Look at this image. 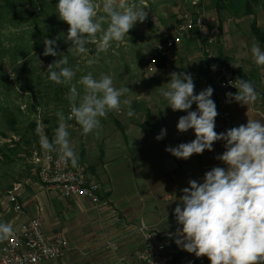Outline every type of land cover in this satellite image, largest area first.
I'll return each mask as SVG.
<instances>
[{
	"label": "rangeland",
	"instance_id": "1",
	"mask_svg": "<svg viewBox=\"0 0 264 264\" xmlns=\"http://www.w3.org/2000/svg\"><path fill=\"white\" fill-rule=\"evenodd\" d=\"M125 2L142 4L148 12L147 18L143 23L138 21L122 42H112L106 53L99 54L98 62L89 66L87 60L97 55L96 46L86 45L89 49L86 55H73L68 51L72 46L71 41L65 39L69 25L58 18V0L36 1L34 5H31V0H0V223L10 224L12 229L16 227L17 214L6 203V192L14 183H25L20 199L22 202L24 193L31 192L32 195L37 186L44 189L45 197L57 196L38 183L32 157L36 149L37 125L40 124L52 140L54 129L59 124L56 113L61 111L65 117L70 114L67 99L69 87L57 85L48 79V66L62 56H68V67L74 70L77 66L79 68L74 83L88 72H92L96 78L103 73L112 76L115 87L127 86L131 90L122 99L132 101L135 115L127 116V108L119 113L110 112L106 119H101L102 127L98 134L85 135L74 119L66 120L69 139L78 157L77 166H72L70 162L67 165L83 169L95 183L96 177L103 173L102 166L111 149H124L129 137L131 142L140 143L142 135L148 133L153 124L180 112H174L167 106V101L160 94V88L166 87L170 81L171 73L191 74L195 91L198 87L207 88L202 69L205 49L215 55V59L221 54L227 62L225 66L208 61L213 82L216 76L213 66H225L236 76L238 72L246 71L254 83L262 82L264 86V66L258 67L250 52L251 45L257 41L248 29L252 16L243 13L245 0ZM216 3L219 7L223 6L219 12ZM252 7L259 21L264 22V0L252 4ZM186 12L203 14L207 20L205 28L199 35L190 33L176 49L168 53L163 63L149 69L148 59L155 45L175 33L181 14ZM219 20L222 32L218 38ZM262 30L264 33V27ZM45 39H56V57L43 54ZM260 45L264 49V43L260 42ZM128 207L126 204L119 208L106 205L97 210L113 219L122 218L131 208ZM123 220L126 221V218L123 217ZM168 224L171 226L172 221L168 220ZM122 227L119 231L122 236L132 231V228L126 230L125 226ZM153 228L149 229L164 232ZM93 232L88 228L83 233L66 236L71 245L70 252L61 259L43 264H119L120 258L130 259L141 249L138 245L134 250H125V237L119 239L118 233ZM104 233V238L98 237ZM6 238L0 239V245ZM175 248L182 247L176 245Z\"/></svg>",
	"mask_w": 264,
	"mask_h": 264
},
{
	"label": "clouds",
	"instance_id": "2",
	"mask_svg": "<svg viewBox=\"0 0 264 264\" xmlns=\"http://www.w3.org/2000/svg\"><path fill=\"white\" fill-rule=\"evenodd\" d=\"M56 10L58 18L69 25L65 39L71 41L72 46L68 51L73 55H86L89 52L86 45L96 46L97 55L87 60L89 66L98 62L99 54L106 53L112 42H122L135 24L143 23L148 15L142 4H129L125 0L119 3L117 0H58ZM56 39L44 40L45 56L58 55L54 47ZM250 52L254 63L264 66V49L260 43L253 42ZM68 63V56L64 55L47 69L51 82L69 87L70 114L65 117L61 111L56 113L59 124L51 141L40 124L35 131L43 150L58 152L60 160L75 167L78 157L69 139L66 120L74 119L85 135L98 134L101 119H106L110 112L119 113L127 108L129 117L135 112L132 101L122 99L131 91L127 86L117 88L112 76L102 73L96 78L92 72L74 83L79 68L74 70ZM170 76L166 87L160 88V94L174 112H187L179 118L176 127L181 133L194 130L195 139L165 150L187 160L193 154L212 151L213 144L223 140L226 150L217 159L227 165V170L214 167L206 172L203 183L190 180V186L182 189L181 204L174 209L177 223L182 226L176 231L175 235L180 238L175 243L198 258L206 256L210 264L264 262V123L248 119L246 125L217 133L218 111L211 99L214 90L209 86L195 94L191 74L173 72ZM233 86L238 91L226 95L241 105L248 106L259 97L250 81L237 79ZM193 103L197 110L189 111ZM165 134L166 129H162L156 139H162ZM12 231L10 224L0 223V239Z\"/></svg>",
	"mask_w": 264,
	"mask_h": 264
},
{
	"label": "crops",
	"instance_id": "3",
	"mask_svg": "<svg viewBox=\"0 0 264 264\" xmlns=\"http://www.w3.org/2000/svg\"><path fill=\"white\" fill-rule=\"evenodd\" d=\"M243 13H245V2ZM255 18L256 26L263 32L264 22L259 21L256 13ZM251 22L248 27L250 32ZM253 38L261 42L254 35ZM239 73L243 75L244 80L253 83L259 97L248 106L241 105L226 95L227 93L234 95L238 89L229 88L224 91V103L241 125H246L248 119L264 123L263 83H254L246 71ZM236 77L240 78L238 75ZM204 89L198 87L195 93H200ZM212 89L213 93L218 89L215 82ZM196 110L197 105L193 103L189 111ZM184 115H187V112L180 111L173 117L164 118V121L153 124L149 132L142 135L140 143L131 142L129 137L130 140L124 149H111V153L106 154L108 158L102 166L103 173L95 180L99 185L100 195L107 193L109 196L104 200L101 199L99 205H91L84 199H63L57 194L58 197H45L44 189L37 186L33 189L32 195L31 192L24 193L26 199L23 200V213L17 216L16 226L30 218L39 217L47 235L60 233L65 237H71L70 235L83 233L88 228L93 229L95 234H100L101 231L110 234L118 233L119 239L125 237L124 249L127 251L139 246L142 248L143 240L139 232L141 227H155L173 237L171 243L175 248L177 245L175 234L182 226L177 223L174 209L181 204L179 197L183 195L182 189L190 186V180L203 183L205 173L214 167L227 170V165L217 159L226 150V142L223 140L215 142L212 151L205 150L202 154H193L187 160L177 158L165 150L167 147L174 148L195 139L194 130L189 129L185 133L177 130L178 120ZM162 129H166V134L162 139L157 140L156 137L160 135ZM124 204L131 208L121 216L122 218L112 219L108 215L103 216L104 212L97 210L100 206L119 208ZM168 220L172 221L171 226L166 225ZM122 226H125L126 230L132 228V231L122 236V233H119L123 229ZM105 233L98 237L104 238ZM258 264H264V262H258Z\"/></svg>",
	"mask_w": 264,
	"mask_h": 264
},
{
	"label": "built area",
	"instance_id": "4",
	"mask_svg": "<svg viewBox=\"0 0 264 264\" xmlns=\"http://www.w3.org/2000/svg\"><path fill=\"white\" fill-rule=\"evenodd\" d=\"M207 24L203 14L183 13L175 33L166 37L154 47L148 59V68L154 69L162 58L180 45L189 34L199 30L201 33ZM207 60L213 64L215 55L208 49L204 51ZM155 61V63H153ZM214 82L217 90L213 93L218 116L215 119V131L225 133L240 126L226 107L223 99L224 91L233 86L237 77L225 66L216 67ZM43 133L50 139L46 130ZM32 162L38 183L46 190L59 195L63 199H84L91 205L101 203L100 188L90 180L83 169L71 168L59 158L58 152H47L41 148L39 135L36 133V149ZM25 183H14L6 192V203L17 216L23 213V202L20 200ZM142 248L131 259L120 258L119 264H210L205 257H196L182 248H174L171 235L158 233L155 230L141 227ZM71 250L68 239L60 234L47 235L39 217L30 218L13 228L4 243L0 245V264H40L51 262L66 256Z\"/></svg>",
	"mask_w": 264,
	"mask_h": 264
},
{
	"label": "trees",
	"instance_id": "5",
	"mask_svg": "<svg viewBox=\"0 0 264 264\" xmlns=\"http://www.w3.org/2000/svg\"><path fill=\"white\" fill-rule=\"evenodd\" d=\"M36 1L39 2H43V0H31V5H34V3ZM260 0H246L245 1V13L249 14L252 16V22H251V32L252 34L256 37L257 40L264 42V33L256 26V18H255V13L253 11V7L252 4H256L258 3ZM223 7V6H221ZM217 5L216 3V9L219 12V9L221 8ZM218 15V14H217ZM218 38L221 36V32H222V24L221 21H218ZM196 34H199V30L195 31ZM203 42V41H202ZM204 45V43H203ZM205 54V53H204ZM204 63L202 65V69H203V75L207 81L208 87L210 86L211 88H213V80H212V75H211V71H210V63L208 62L206 55H204ZM166 58H162L160 60V64L163 63L165 61ZM214 63L216 65H225L227 66V62H226V58L223 57L221 54L218 55L217 59H215ZM235 75V74H234ZM238 76L240 77L239 79H243V75L242 74H238ZM109 196V194L104 193L102 195H100V199L104 200Z\"/></svg>",
	"mask_w": 264,
	"mask_h": 264
}]
</instances>
